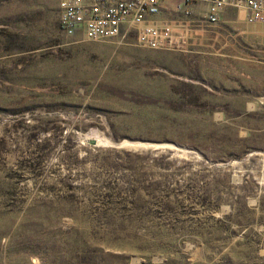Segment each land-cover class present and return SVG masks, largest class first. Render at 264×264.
Listing matches in <instances>:
<instances>
[{
    "label": "rangeland",
    "instance_id": "obj_1",
    "mask_svg": "<svg viewBox=\"0 0 264 264\" xmlns=\"http://www.w3.org/2000/svg\"><path fill=\"white\" fill-rule=\"evenodd\" d=\"M159 2L173 49L0 0V264H264V22Z\"/></svg>",
    "mask_w": 264,
    "mask_h": 264
},
{
    "label": "built area",
    "instance_id": "obj_2",
    "mask_svg": "<svg viewBox=\"0 0 264 264\" xmlns=\"http://www.w3.org/2000/svg\"><path fill=\"white\" fill-rule=\"evenodd\" d=\"M198 3L207 5L208 23L217 22L225 7L241 9L248 23L264 22V0H180L186 13ZM159 10V0H58V23L68 36L81 34L86 39L99 40L134 33L141 46L173 49L180 40L171 28L150 22L149 18Z\"/></svg>",
    "mask_w": 264,
    "mask_h": 264
},
{
    "label": "water",
    "instance_id": "obj_3",
    "mask_svg": "<svg viewBox=\"0 0 264 264\" xmlns=\"http://www.w3.org/2000/svg\"><path fill=\"white\" fill-rule=\"evenodd\" d=\"M87 143L90 144V145H95L97 142H96L95 139H88Z\"/></svg>",
    "mask_w": 264,
    "mask_h": 264
}]
</instances>
